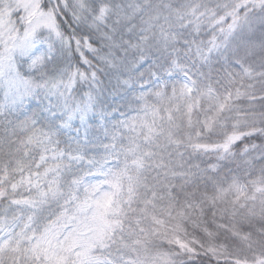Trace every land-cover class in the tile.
Here are the masks:
<instances>
[{
    "label": "snow or ice",
    "instance_id": "snow-or-ice-1",
    "mask_svg": "<svg viewBox=\"0 0 264 264\" xmlns=\"http://www.w3.org/2000/svg\"><path fill=\"white\" fill-rule=\"evenodd\" d=\"M0 264H264V0H0Z\"/></svg>",
    "mask_w": 264,
    "mask_h": 264
}]
</instances>
